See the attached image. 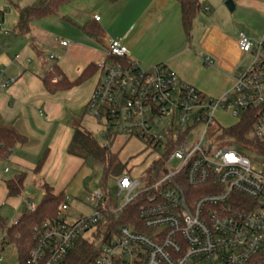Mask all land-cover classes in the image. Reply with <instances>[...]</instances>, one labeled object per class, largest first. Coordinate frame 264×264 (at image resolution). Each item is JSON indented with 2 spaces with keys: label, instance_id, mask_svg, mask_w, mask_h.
I'll use <instances>...</instances> for the list:
<instances>
[{
  "label": "built area",
  "instance_id": "2783aa9c",
  "mask_svg": "<svg viewBox=\"0 0 264 264\" xmlns=\"http://www.w3.org/2000/svg\"><path fill=\"white\" fill-rule=\"evenodd\" d=\"M100 19L94 16L96 22ZM60 44L68 46L67 41ZM238 45L252 60L234 86L215 98L165 65L141 68L129 59L121 39L110 41L86 113L105 126L106 137L118 128L143 140L156 153L154 170L148 179L127 172L116 180L117 195L125 196L120 208L96 189L87 200L93 213L78 216L73 198L65 197L56 216L34 228L28 264H67L77 241L92 240L99 225L122 220L137 200L135 220L115 226L90 264H264V157L259 155L257 168L252 158L235 146H220L210 134L220 124L218 113H230L238 121L248 114L255 120L253 136L264 145V37L253 40L241 32ZM204 62L213 64L210 57ZM3 74L0 69L4 91L16 78L4 79ZM59 79L54 74L52 82ZM199 126L201 133L194 137ZM174 161L178 165L172 168ZM28 208L34 211L36 204ZM3 259L0 253V264Z\"/></svg>",
  "mask_w": 264,
  "mask_h": 264
},
{
  "label": "crops",
  "instance_id": "0c3cea01",
  "mask_svg": "<svg viewBox=\"0 0 264 264\" xmlns=\"http://www.w3.org/2000/svg\"><path fill=\"white\" fill-rule=\"evenodd\" d=\"M42 1L0 0V32L10 33L0 37V69L4 79L16 78L7 90H0V125L11 126L27 138L25 145L0 158V208L8 197L6 181L17 174L26 173L42 196L44 184L59 194L65 193L84 165L82 159L68 154V147L74 134L72 122H83L98 72L69 90L50 93L43 79L54 68L75 81L90 64L105 61L112 39H121L129 59L141 68L165 65L185 83L218 98L249 65H241L242 59L252 60L240 51L239 34L244 32L253 40L264 36V0H232V11L225 5L227 0H205L189 38L180 6L173 0H67L57 16L35 21L29 35L13 36L17 9ZM17 55L20 58L15 60ZM50 55L58 59L50 60ZM206 57L212 65L205 64ZM45 152L44 166L36 174ZM27 193L29 199L34 197Z\"/></svg>",
  "mask_w": 264,
  "mask_h": 264
},
{
  "label": "trees",
  "instance_id": "16d2710c",
  "mask_svg": "<svg viewBox=\"0 0 264 264\" xmlns=\"http://www.w3.org/2000/svg\"><path fill=\"white\" fill-rule=\"evenodd\" d=\"M173 1L177 2L180 6L182 26L186 36L189 38L196 16L204 11L203 3L205 0ZM66 2L67 0H44L36 6L18 8L19 20L14 29L13 36L29 35L32 31V24L35 21L57 16L60 7ZM0 16H3V13H1ZM83 30L87 32L88 27H84ZM97 71L98 66L90 64L77 80L70 81L65 76L61 75L57 68H54L53 73L59 76V81L57 83L52 82L54 76L52 72L48 73L43 81L48 92L56 93L69 90L85 82L94 76ZM254 122L255 120L250 115L245 114L231 127H223L221 124L213 125L210 134L213 137L215 136L220 146H235L242 153H244L243 151H249L264 157V145L253 136ZM72 128L74 134L68 147V154L82 159L84 164H87L89 161L102 164L105 170L103 189L107 192L108 178L110 177L114 180H118L128 172L127 165L122 163L117 154L113 153L110 148L100 145L93 134L82 125L80 120H74L72 122ZM26 143L27 138L16 129L11 126L0 125V158L8 156L15 147L25 145ZM46 157L47 152L44 153L38 162L34 170L36 174L41 172ZM153 170L154 167L151 168L150 172ZM151 180L153 182L154 180L156 181L157 178L154 179V177H152ZM25 181L26 173L17 174L13 178L7 180V198L20 196L24 191ZM42 189L44 194L41 201L36 204V209L31 211L29 208H26L25 212H22L16 223L9 225L0 215V229L5 234L2 246L4 247L7 244H13L15 246L19 264H28L30 252L35 245L34 228L43 221L56 216L58 206L66 197L64 192L55 194L54 190L47 184L42 185ZM139 206L140 202L137 200L127 207L122 220H118V222L113 220L109 221V227L104 226V224L99 225L97 234L92 240L83 238L77 241L67 257V264L92 263L99 255L104 243L111 238L115 226L127 222V219H129V221L135 220Z\"/></svg>",
  "mask_w": 264,
  "mask_h": 264
},
{
  "label": "rangeland",
  "instance_id": "374dc122",
  "mask_svg": "<svg viewBox=\"0 0 264 264\" xmlns=\"http://www.w3.org/2000/svg\"><path fill=\"white\" fill-rule=\"evenodd\" d=\"M249 60V57L243 58L241 65L247 66L250 62ZM216 117L223 127H231L238 122V118L230 113H218ZM82 125L93 134L100 145L110 148L113 153L117 154L119 160L127 165L128 174L132 178L143 180L149 178V173L152 174L150 170L155 162L156 153L143 140L135 136L129 137L128 134L122 133L118 128L114 129L116 131L114 136L106 137L105 126L87 114L83 119ZM201 130V126L193 130L194 137L198 136ZM243 152L253 159L252 162L255 167L261 168L262 158L258 154L249 151ZM177 165L178 163L174 161L172 168L177 167ZM104 174L105 170L102 164L89 161L80 168L74 179L69 183L65 196L73 198L71 207L75 215L89 216L93 213V208L87 200L96 189L102 190L107 197V203H111L112 207L120 208L124 204L125 196L117 195L116 180L109 177L107 180L108 191L106 192L103 189ZM29 179V177L26 178L25 190L22 195L5 199V205L0 208L1 217L9 225L17 221L24 209L33 203L38 204L41 201L40 189L32 185ZM27 191L34 193L32 199H29ZM3 238H5V234L0 229V253L4 258L1 264H19L15 246L7 244L3 247Z\"/></svg>",
  "mask_w": 264,
  "mask_h": 264
},
{
  "label": "water",
  "instance_id": "95a60500",
  "mask_svg": "<svg viewBox=\"0 0 264 264\" xmlns=\"http://www.w3.org/2000/svg\"><path fill=\"white\" fill-rule=\"evenodd\" d=\"M225 5L230 11H232L234 9V4H233L232 0H227ZM24 212H25V210H24Z\"/></svg>",
  "mask_w": 264,
  "mask_h": 264
}]
</instances>
